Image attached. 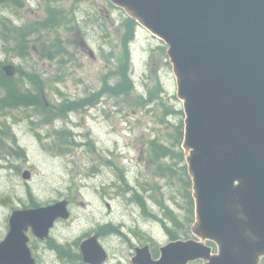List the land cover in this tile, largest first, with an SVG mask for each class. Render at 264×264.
<instances>
[{"label":"rangeland","instance_id":"rangeland-1","mask_svg":"<svg viewBox=\"0 0 264 264\" xmlns=\"http://www.w3.org/2000/svg\"><path fill=\"white\" fill-rule=\"evenodd\" d=\"M50 7L62 10L66 23L30 34L21 56L15 28L45 21ZM128 18L108 0H26L23 8L1 4L0 61L14 64L13 79L24 89H37L46 110L57 113L68 101L98 93L105 81H119L113 72L124 55ZM57 39L63 54L55 52ZM44 43L52 57L41 49ZM128 48L135 86L129 95L102 94L94 104L48 120L33 106L0 109V241L14 210L60 200L69 201L71 215L54 229L57 243L72 251L112 224L116 231L102 232L100 241L114 264H132L135 248L146 244L159 256L170 241L165 225L181 234L178 239H197L194 220L188 223L192 180L178 136L185 116L168 46L138 25ZM68 128L71 134H58ZM153 141L169 146L172 157L156 159ZM25 171L31 173L29 180L22 176ZM143 198L146 210L140 205ZM173 216L182 228L171 221ZM33 247L38 264H69V257L62 262L49 247L36 250V242Z\"/></svg>","mask_w":264,"mask_h":264},{"label":"water","instance_id":"water-1","mask_svg":"<svg viewBox=\"0 0 264 264\" xmlns=\"http://www.w3.org/2000/svg\"><path fill=\"white\" fill-rule=\"evenodd\" d=\"M168 45L185 114L183 148L193 182L197 239L171 241L133 264H261L264 258V0H109ZM7 77L16 67H3ZM23 178H31L30 171ZM68 202L12 213L0 264H37L26 231L44 239ZM217 246V252L207 244ZM101 264L98 236L81 244Z\"/></svg>","mask_w":264,"mask_h":264},{"label":"trees","instance_id":"trees-1","mask_svg":"<svg viewBox=\"0 0 264 264\" xmlns=\"http://www.w3.org/2000/svg\"><path fill=\"white\" fill-rule=\"evenodd\" d=\"M26 0H0L1 4H11L17 8H23L24 2ZM60 0H48V2H58ZM74 2H80V1H86V0H73ZM68 17L64 15V12L62 10H59L56 7H50L48 9V16L43 22H35L30 24L27 27L24 28H15V31L17 32L18 39V51L21 56L26 55V50L28 47V36L30 34H33L35 32H38L39 29H53L57 30L59 29L63 24L66 23V20ZM137 23L135 20L128 18L125 22V34L123 35V44H124V55L121 57L120 64L117 67L116 71L113 72V74L118 75L120 78L119 81L116 84H108L106 81L103 85V88L96 94L91 95L87 99H81L79 101H68L65 104H62L59 108V112L50 114V110H46L44 106V102L41 98V94L37 89H24L21 87V85L17 82L16 79L8 78L5 76L3 71V62L0 61V90L2 92V95L0 97V109L6 110L7 108L14 109L18 107H35L37 110H42L44 115L51 117H60L64 113H68L69 111H77L79 109H83L86 105L94 104V102L100 97L103 96L102 94H112L115 96H126L131 94L135 90V86L132 80V77L130 75V57H129V48H128V41L133 38L134 30L136 28ZM5 35V33H3ZM58 43L55 44L56 47V53L63 54L66 50L61 45V42L59 39H57ZM45 43L40 45L41 49L45 50V55L52 57L51 50L49 48H45ZM27 76L31 79H33L32 75ZM35 82V81H33ZM160 90L158 87L155 89V92ZM154 97V92L151 91L150 93V100ZM143 98V97H141ZM147 102V101H144ZM44 108V109H43ZM50 114V115H49ZM182 115L183 112H180ZM4 134H7V131H1ZM58 134H71V132L68 130H61L58 131ZM179 141L181 142L183 138V124L179 127ZM156 142H152V148L155 152V158L161 159V158H171L172 157V149L167 146L166 144L159 143L158 145H154ZM159 148V151L157 150ZM181 157L184 159V154L181 153ZM190 185V183H189ZM190 200V207H189V213L190 216L188 217V223L193 222L194 220V202L192 197L189 195ZM140 204L142 205V208L145 210L146 206L144 202L140 199ZM32 207H38L37 204L32 205ZM154 218L158 217L156 215H153ZM171 221L175 224V226L182 228L183 225L180 223V220L176 217H172ZM168 235L172 240H176L180 238V233L174 231L173 228L167 227L165 225ZM210 245L214 246L213 243H210ZM262 264H264V259L262 260Z\"/></svg>","mask_w":264,"mask_h":264},{"label":"flooded vegetation","instance_id":"flooded-vegetation-1","mask_svg":"<svg viewBox=\"0 0 264 264\" xmlns=\"http://www.w3.org/2000/svg\"><path fill=\"white\" fill-rule=\"evenodd\" d=\"M15 66V65H14ZM16 67V66H15ZM17 73V72H16ZM46 108V107H45ZM45 117V120H48L50 119L49 116L46 117V115H44ZM68 201V200H67ZM58 202V201H57ZM69 202V201H68ZM65 220H62V219H58L56 222H55V225L54 227L50 230V233H49V236L44 238V239H39L35 234H34V231L33 229L30 227L27 231H26V234L27 236L29 237V247L31 249V251L34 250V247H33V244L34 242L38 243V247H35L36 250H47L46 247H49L50 250L54 251V252H57L60 259L62 260V262L66 261L67 258L69 257L70 259L68 260V263L69 264H87L84 262L83 260V256H82V253H81V250H80V247H77V249H72V251H69L70 249H68L66 247L65 244L61 243V244H58L57 241L55 240V237L53 235V231L55 228H57V226L64 222ZM8 224H9V220H8ZM113 225L112 224H109V225H105V226H102L100 227V229L98 230L99 233H96L100 238L102 236V232L104 234H112L113 232H108L109 231V228L112 227ZM10 232V225H9V230L6 234V236L4 237V239H6V237L8 236ZM95 235V234H93ZM89 237V236H88ZM87 237V238H88ZM3 239V240H4ZM2 240V241H3ZM1 242V241H0ZM69 245V244H68ZM33 253V252H32ZM66 258V259H65ZM120 262V261H119ZM102 264H114L112 263L111 259H110V255L107 253V257H106V260L104 263Z\"/></svg>","mask_w":264,"mask_h":264}]
</instances>
